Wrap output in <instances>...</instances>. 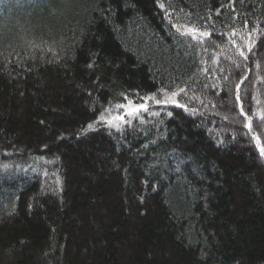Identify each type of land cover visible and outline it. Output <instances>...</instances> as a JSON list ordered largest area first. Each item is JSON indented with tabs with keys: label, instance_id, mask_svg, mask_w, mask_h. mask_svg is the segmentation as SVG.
I'll return each instance as SVG.
<instances>
[{
	"label": "trees",
	"instance_id": "trees-1",
	"mask_svg": "<svg viewBox=\"0 0 264 264\" xmlns=\"http://www.w3.org/2000/svg\"><path fill=\"white\" fill-rule=\"evenodd\" d=\"M0 264H264V0H0Z\"/></svg>",
	"mask_w": 264,
	"mask_h": 264
},
{
	"label": "rangeland",
	"instance_id": "rangeland-1",
	"mask_svg": "<svg viewBox=\"0 0 264 264\" xmlns=\"http://www.w3.org/2000/svg\"><path fill=\"white\" fill-rule=\"evenodd\" d=\"M169 102L172 100L166 99ZM154 104H160L156 103V101L151 100L149 98H141L138 102H126L123 104L122 107L114 108L113 110H109L107 113H105L101 119L100 122L107 123L109 125H120L125 121L126 117H131L139 113L140 111H144L148 109L150 106L152 107ZM140 105H144V107H140ZM135 110V111H133Z\"/></svg>",
	"mask_w": 264,
	"mask_h": 264
},
{
	"label": "snow or ice",
	"instance_id": "snow-or-ice-1",
	"mask_svg": "<svg viewBox=\"0 0 264 264\" xmlns=\"http://www.w3.org/2000/svg\"><path fill=\"white\" fill-rule=\"evenodd\" d=\"M241 55H243V53H241ZM159 102V101H158ZM140 107L142 108V107H144V105H140ZM133 111H135V110H133Z\"/></svg>",
	"mask_w": 264,
	"mask_h": 264
}]
</instances>
